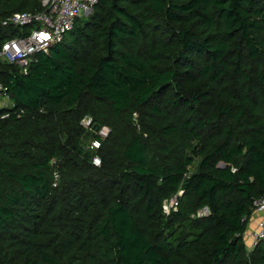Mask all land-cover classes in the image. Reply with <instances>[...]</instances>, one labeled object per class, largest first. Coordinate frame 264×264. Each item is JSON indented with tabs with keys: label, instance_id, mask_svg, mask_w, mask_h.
I'll use <instances>...</instances> for the list:
<instances>
[{
	"label": "trees",
	"instance_id": "obj_1",
	"mask_svg": "<svg viewBox=\"0 0 264 264\" xmlns=\"http://www.w3.org/2000/svg\"><path fill=\"white\" fill-rule=\"evenodd\" d=\"M41 8L0 0V48L19 32L3 21ZM78 22L27 74L0 61V264H264V240L245 243L264 193V0H100Z\"/></svg>",
	"mask_w": 264,
	"mask_h": 264
},
{
	"label": "built area",
	"instance_id": "obj_2",
	"mask_svg": "<svg viewBox=\"0 0 264 264\" xmlns=\"http://www.w3.org/2000/svg\"><path fill=\"white\" fill-rule=\"evenodd\" d=\"M41 9L35 11L17 12L9 16L3 25H12L19 29L18 34L8 37L1 45L0 59L8 64L19 67L21 73L27 74L30 65L36 56L42 52H48L53 44L64 39L76 25L78 18L100 2V0H39ZM15 107L10 98L7 87L0 83V111ZM7 111V110H6ZM23 109L17 110L18 115L23 113ZM10 116V112L2 114V118ZM81 123L93 129V119L85 116ZM111 133V128L101 125L96 130L99 138L92 139L89 148L97 150L101 147L102 140L106 139ZM93 164L99 166L101 159L98 155L93 157ZM55 162V161H54ZM235 170V169H234ZM58 178L57 171L54 173ZM56 184V183H55ZM181 195V192H179ZM179 205L178 195L173 196L164 203L165 213L171 209H177ZM208 209L205 207L199 211V215H207ZM257 216L256 224L251 230L252 247L254 248L260 241L264 240V193L253 201L252 218ZM247 217H245L246 219ZM250 223V222H249Z\"/></svg>",
	"mask_w": 264,
	"mask_h": 264
},
{
	"label": "rangeland",
	"instance_id": "obj_3",
	"mask_svg": "<svg viewBox=\"0 0 264 264\" xmlns=\"http://www.w3.org/2000/svg\"><path fill=\"white\" fill-rule=\"evenodd\" d=\"M94 13V9L93 10H90L86 13H83L82 16L79 18V22H78V26L82 27L85 25V22L88 21L90 18H91V15ZM78 27H76L75 29V32L78 31ZM74 33V32H73ZM73 38V35L72 34H68L67 35V40H72ZM0 61H2L0 59ZM3 62V61H2ZM87 116L91 117L93 119V115L91 113L87 114ZM138 117V116H137ZM140 122V121H139ZM91 127L93 128L90 132L94 131V122H93V125H91ZM89 131V130H88ZM95 132V131H94ZM90 140V137L88 139V141ZM87 141V142H88ZM170 213V212H169ZM167 213V214H169ZM257 216H255L254 218H252V220L250 221L249 225H248V229H247V232L245 234V243L247 245V250L248 252L250 253L252 251V248L250 249V247H252V241H251V230L254 228L255 224H256V220H257ZM190 231V229H189ZM192 231V230H191ZM193 233V231H192Z\"/></svg>",
	"mask_w": 264,
	"mask_h": 264
},
{
	"label": "water",
	"instance_id": "obj_4",
	"mask_svg": "<svg viewBox=\"0 0 264 264\" xmlns=\"http://www.w3.org/2000/svg\"><path fill=\"white\" fill-rule=\"evenodd\" d=\"M218 167H225V164L223 162H219Z\"/></svg>",
	"mask_w": 264,
	"mask_h": 264
}]
</instances>
